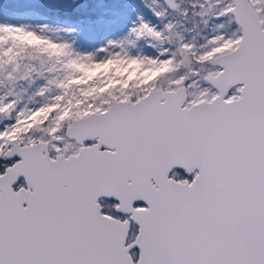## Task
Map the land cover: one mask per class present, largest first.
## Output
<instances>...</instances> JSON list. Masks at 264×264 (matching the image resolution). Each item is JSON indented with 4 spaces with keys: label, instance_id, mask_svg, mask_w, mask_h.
I'll list each match as a JSON object with an SVG mask.
<instances>
[{
    "label": "snow or ice",
    "instance_id": "obj_1",
    "mask_svg": "<svg viewBox=\"0 0 264 264\" xmlns=\"http://www.w3.org/2000/svg\"><path fill=\"white\" fill-rule=\"evenodd\" d=\"M0 264H264V0L0 2Z\"/></svg>",
    "mask_w": 264,
    "mask_h": 264
},
{
    "label": "rangeland",
    "instance_id": "obj_2",
    "mask_svg": "<svg viewBox=\"0 0 264 264\" xmlns=\"http://www.w3.org/2000/svg\"><path fill=\"white\" fill-rule=\"evenodd\" d=\"M0 2L7 4V3L10 2V0H0ZM10 19L15 20L16 18L13 17V18H10Z\"/></svg>",
    "mask_w": 264,
    "mask_h": 264
}]
</instances>
